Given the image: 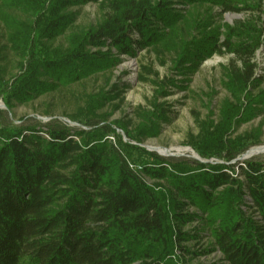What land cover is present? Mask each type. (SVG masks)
I'll use <instances>...</instances> for the list:
<instances>
[{
  "label": "trees",
  "instance_id": "16d2710c",
  "mask_svg": "<svg viewBox=\"0 0 264 264\" xmlns=\"http://www.w3.org/2000/svg\"><path fill=\"white\" fill-rule=\"evenodd\" d=\"M89 2L102 3V19L68 34L76 14L69 8ZM204 4L264 14L260 3L247 0H0L7 49L19 58V71L0 82L6 106L0 108V264H264V159L233 162L259 139L230 136L244 102L249 117L264 108V88L255 92L264 77L254 63L264 45L261 16L224 26V40L218 28L195 25L198 34L181 43L183 74L213 53L235 54L241 63L226 69L234 103L223 107L218 123L198 120L199 132L190 137L206 161L166 158L132 142L157 135L172 118L168 102L160 101L177 85L172 79L154 80L159 94L150 109L140 108L134 129L109 122L104 107L114 95L105 89L86 95L67 116L78 126L58 117L15 125L6 111L111 72L118 54L174 44L186 5ZM3 9L30 19L13 21ZM62 36L65 43L56 44ZM5 50L0 46V64L8 60ZM136 153L149 159L132 167ZM193 222L200 224L186 230ZM205 237L206 249L187 245ZM213 251L220 261H193Z\"/></svg>",
  "mask_w": 264,
  "mask_h": 264
},
{
  "label": "rangeland",
  "instance_id": "374dc122",
  "mask_svg": "<svg viewBox=\"0 0 264 264\" xmlns=\"http://www.w3.org/2000/svg\"><path fill=\"white\" fill-rule=\"evenodd\" d=\"M250 5L256 6L260 3L264 10V0H247ZM101 2H89L79 6L70 7V11H75V20L67 31L68 34L78 32L83 29H89L96 26L104 15V8ZM181 8L180 5H176ZM5 9H3L4 11ZM185 23H182L177 32V39L174 44H159L157 46H147L138 48L135 56L117 55L120 62L109 71H100L90 75L82 81L61 86L53 92H48L40 97L21 103L15 106L12 112L8 110L10 120L18 125L22 121L38 119L46 122L53 117L78 126L79 123L72 121L70 114L77 113L83 107L85 96L99 90H107L112 95L110 100L104 107V111L109 114V122L120 121L128 129L136 128L141 117L138 111L141 109H150V101H152L160 88L154 80H175L177 85L170 87L171 91L167 96L160 99L161 102L166 101L173 110L172 118L162 123V127L157 135L148 137L144 142L139 144L149 151L156 152L166 158L172 159H192L206 161L200 154L189 144L192 136L199 132L198 120L214 121L218 123L221 120L223 107L226 104L234 103V98L230 89L226 86V69L232 64L240 65V60L232 53H213L207 59L201 61L196 67L187 69L186 73H182L183 64L180 61L181 43H185L192 38L193 34H198V30L194 27L205 28L207 31L219 29L220 39L225 38L226 25H235L240 21L255 19L259 16L264 20V14L252 9H244L240 11H221L220 7L204 4V5H186ZM5 15L13 21H23L30 19L22 11H4ZM17 22V21H16ZM57 43H65V36L60 37ZM0 46L6 48L8 60L3 61L0 66L4 67L0 72V82L8 80L15 75L19 68L17 66L19 58L12 51L7 49V27L0 19ZM106 48H104L105 50ZM114 53L116 51L114 50ZM254 63L256 64L257 74L264 77V45L255 53ZM264 88V79L261 85L255 89L258 92ZM0 108L4 107V102L0 99ZM241 107L239 119L236 121L232 130L231 137L250 134L258 137V142L252 145L247 151L238 156L233 162L244 161L250 158L264 159V153L243 158V156L251 149L264 146V108L254 110L249 117L246 111L247 103L244 102ZM245 117V119H241ZM120 135L125 141H128L126 132L122 128H117ZM113 139V137H110ZM157 148L169 150V154L160 152ZM192 150H187V149ZM156 149V150H153ZM193 153L199 156L194 157ZM149 157L145 154L136 153L134 156V164L137 167L141 160H147ZM211 161H215L212 159ZM221 161V160H217ZM149 183L154 181L145 177ZM199 222H193L185 226L186 230H192L199 226ZM211 244V239L205 237L198 241H189L187 245L195 251L206 249ZM179 254L178 251L175 252ZM190 256V255H188ZM222 257L218 251L210 254L198 255L194 257V262H216Z\"/></svg>",
  "mask_w": 264,
  "mask_h": 264
},
{
  "label": "bare ground",
  "instance_id": "6f19581e",
  "mask_svg": "<svg viewBox=\"0 0 264 264\" xmlns=\"http://www.w3.org/2000/svg\"><path fill=\"white\" fill-rule=\"evenodd\" d=\"M160 152L164 153V154H169V150H166L164 148H157ZM187 150H192V149H187ZM260 153H264V146L262 147H257V148H254V149H251L250 151H248L244 156L246 158L248 157H252V156H255V155H258ZM194 154V153H193Z\"/></svg>",
  "mask_w": 264,
  "mask_h": 264
},
{
  "label": "water",
  "instance_id": "95a60500",
  "mask_svg": "<svg viewBox=\"0 0 264 264\" xmlns=\"http://www.w3.org/2000/svg\"><path fill=\"white\" fill-rule=\"evenodd\" d=\"M2 105L0 104V107H1ZM4 107H6L5 105H4ZM153 150H156V149H153ZM197 156H199L197 153H194V157H197ZM243 158H246L245 156H243Z\"/></svg>",
  "mask_w": 264,
  "mask_h": 264
}]
</instances>
